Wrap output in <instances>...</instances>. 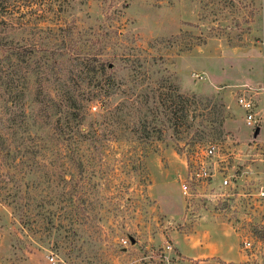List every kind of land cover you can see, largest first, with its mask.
<instances>
[{"label": "rangeland", "instance_id": "374dc122", "mask_svg": "<svg viewBox=\"0 0 264 264\" xmlns=\"http://www.w3.org/2000/svg\"><path fill=\"white\" fill-rule=\"evenodd\" d=\"M54 70L95 97L77 126ZM221 243L264 264V0H0V264H216L179 248Z\"/></svg>", "mask_w": 264, "mask_h": 264}, {"label": "trees", "instance_id": "16d2710c", "mask_svg": "<svg viewBox=\"0 0 264 264\" xmlns=\"http://www.w3.org/2000/svg\"><path fill=\"white\" fill-rule=\"evenodd\" d=\"M91 55L92 56L89 57L86 56L83 58L82 56H79V54L76 53V51L75 53L73 51L69 53V57H71V60L74 62V69H75L74 71L78 73V76L80 75V78L86 80L87 82L93 84L95 83L96 85H98L100 81L96 77L97 71L104 73L103 62L99 60V58H97L95 54H91ZM54 73L56 74L53 80H51V84H52L51 89L54 90V93L53 95L48 94V96L50 97V100L53 102L54 106L60 107L58 108V111H61V114L63 115H65L66 113L74 114L75 117L74 125L77 126V121L81 117H83L86 113L84 109H86V107H90L92 101L95 100V97L94 95H88L84 97L77 96L76 93H74L72 90L69 89L67 84V78L58 75L59 73H57L56 70H54ZM85 75H87V77H85ZM75 85H79V83H76ZM38 88L39 87L37 86V90ZM164 102L165 100L162 101L163 105H166L168 107L169 104H165ZM61 105L65 106V108L64 109L61 108Z\"/></svg>", "mask_w": 264, "mask_h": 264}, {"label": "built area", "instance_id": "2783aa9c", "mask_svg": "<svg viewBox=\"0 0 264 264\" xmlns=\"http://www.w3.org/2000/svg\"><path fill=\"white\" fill-rule=\"evenodd\" d=\"M237 102L242 107V109L244 110L245 123L250 125V126H253V124H255V122H256V119H255L253 111H252V107H253L252 101L250 100V98L239 95L237 97ZM214 151H215V146L213 144H208L204 149V155L205 156H212L214 154ZM210 175H211V172H210L209 168L201 161L194 166V168L192 169V172L189 175V178L194 179V180H198V179L207 178ZM227 181H228V178L223 176L219 180V184L225 185L227 183ZM179 187H180L179 189H180V192L182 195L194 196V194H193L194 188H189L186 180H182L179 184ZM244 243H245V246L249 245V241L244 240ZM48 260L50 262H53V257L49 256Z\"/></svg>", "mask_w": 264, "mask_h": 264}, {"label": "crops", "instance_id": "0c3cea01", "mask_svg": "<svg viewBox=\"0 0 264 264\" xmlns=\"http://www.w3.org/2000/svg\"><path fill=\"white\" fill-rule=\"evenodd\" d=\"M197 234L194 231H191L188 233V236H196ZM219 239H222L219 237ZM223 241V239H222ZM181 253L185 255L186 257L190 258H202V257H209V256H217L219 261L216 262V264H222L226 263L230 260L241 258L239 255V252L234 246H228L226 243H221L216 246H195L191 248L189 252H184V250L180 249ZM186 259V258H185ZM216 259V258H214ZM211 260V259H208ZM202 260H198L197 264H205L204 262H201ZM201 262V263H200Z\"/></svg>", "mask_w": 264, "mask_h": 264}]
</instances>
